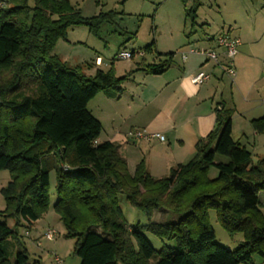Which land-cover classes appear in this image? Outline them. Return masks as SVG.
I'll use <instances>...</instances> for the list:
<instances>
[{"label": "trees", "instance_id": "obj_1", "mask_svg": "<svg viewBox=\"0 0 264 264\" xmlns=\"http://www.w3.org/2000/svg\"><path fill=\"white\" fill-rule=\"evenodd\" d=\"M188 1L181 0L184 6ZM0 5V172L11 177L1 190L6 208L0 211V264H30L25 248L12 259L7 245L22 246L18 228L30 230L50 210L48 156L61 165L53 208L67 237L76 239L81 264H254L255 256L264 263V157L253 165L252 154L233 138L234 109L218 105L214 130L196 144L194 158L168 177H152L145 161L130 173L119 144L98 142L103 125L88 104L108 89L120 94L135 72L164 74L175 53H156L153 40L142 52L155 54L158 62L144 61L122 77L111 64L109 71L87 77L53 55L54 47L75 26H89L98 35L118 13L84 18L70 0H0ZM196 7L186 12L192 22ZM251 124L264 133V116ZM71 148L74 157L65 166ZM213 167L215 179L209 176ZM122 194L149 220L160 209L182 219L130 230L119 204ZM212 210L230 236L243 235L235 250L216 243ZM8 219L16 220V228ZM144 232L175 241L176 249H154Z\"/></svg>", "mask_w": 264, "mask_h": 264}, {"label": "rangeland", "instance_id": "obj_2", "mask_svg": "<svg viewBox=\"0 0 264 264\" xmlns=\"http://www.w3.org/2000/svg\"><path fill=\"white\" fill-rule=\"evenodd\" d=\"M70 1L80 8L84 18H93L110 11L118 13L116 20L113 23L104 24L98 35H95L89 26H75L70 28L67 37L59 40L54 47L53 55L72 68H82L87 77L95 76L99 69L109 71L111 64H114L113 68L117 77L137 69L142 63V58L137 53L153 40L156 41L158 50L175 53L174 62H178L181 59L180 49L184 45L190 43L197 47H204L207 38L217 39L220 36L229 35L239 37L250 48L255 76L258 78L260 75V79L264 80V0H189L186 6L181 0ZM194 5L197 6V17L195 22H192L191 18L186 17V12ZM121 52H135L136 56L128 60H119L117 56ZM98 59H101V63L97 62ZM156 60V55H148L145 62L150 64ZM138 79L140 80V77ZM238 80V76L235 77V81L227 76L224 81L226 85L224 99L231 104L232 108L234 102L237 114H240L249 104L244 103L236 91ZM108 91L115 92L114 89H108ZM253 99L255 101L250 102L249 106H257L258 110L251 116H256L258 119L264 116V96L256 95ZM106 101V98L101 95L88 104V111L102 122L103 130L99 137L101 141L110 138L107 136L110 118L105 111ZM242 117L236 118L237 128L233 138L252 154V164L256 165L258 160L264 157V133L259 134V138L255 141L252 135L253 127L244 122L245 116ZM241 129L246 133L245 137L239 134ZM140 131L145 132L142 129ZM130 139L138 140L131 136ZM136 142L135 144L131 142L130 145L138 146ZM114 143L119 144L117 141ZM73 157L74 148H71L64 161L65 166L71 164ZM142 161H145L148 168L147 161ZM45 165L50 170V210L35 222L34 226L32 225L33 228H30V231L25 226L19 227L22 246L11 241L7 245L8 251L13 259L19 250L25 248L30 257V264H81L80 258L75 254L76 239L67 237L61 216L53 208L58 201L57 171L61 169V165L54 156L46 157ZM170 171L171 169L164 174L155 171L149 173L155 179H162L168 177ZM209 176L212 179L217 178L218 170L213 167ZM10 179L8 171L0 172V211L6 208V200L1 190L8 185ZM260 197L264 203V193H261ZM119 204L130 230L150 223L175 224L182 219V216L175 215L169 210L160 209L155 211L152 219L149 220L145 214L131 206L123 194L119 196ZM209 220L215 231L217 244L235 250L244 242L242 234L230 236L225 231L214 210L209 212ZM0 221L4 220L0 218ZM7 223L10 227L16 228V220L8 219ZM48 230H54L56 233L52 241L45 238ZM27 232L30 234L27 235ZM144 236L156 250L164 247L176 249L175 241L161 240L150 232H144ZM57 259H60L61 263ZM254 264L264 263L261 257L255 256Z\"/></svg>", "mask_w": 264, "mask_h": 264}, {"label": "crops", "instance_id": "obj_3", "mask_svg": "<svg viewBox=\"0 0 264 264\" xmlns=\"http://www.w3.org/2000/svg\"><path fill=\"white\" fill-rule=\"evenodd\" d=\"M209 39L210 41L205 40L204 48H215L214 38ZM240 41L239 53L235 58L239 77L236 91L243 102L250 105V102L255 101L253 98L256 95L264 96V80L260 79V75L256 78L250 48L241 39ZM189 44L184 45L179 54ZM156 53L169 54L158 50L157 44ZM147 56L141 57L142 62ZM156 62L158 60L153 63ZM201 71L210 74L211 79L202 85H196L192 82V78ZM226 78L222 69L213 61L197 55L190 56L186 61L181 58L162 75L135 72L123 84V91L120 94H116V90L115 92L107 90L95 98L103 95L107 100L105 111L110 118L107 128V136L110 138L106 141L119 143L120 151L128 161L130 173H134L135 167L142 160L147 161L150 173L155 171L162 174L180 164L188 163L196 155V144L214 130L218 105L223 103L228 108L234 109L232 135L237 128L236 118L245 116L244 122L252 128L251 120L256 119V116L251 115L258 110L257 106L248 105L244 112L237 114L234 102L232 108L224 99ZM115 94L116 98L111 96ZM137 129L149 134H161L165 137V141H160L158 138L131 140L129 133ZM239 134L246 136L242 129ZM252 135L257 141L259 134L254 131ZM106 141L98 140L99 143ZM136 141L138 146L130 145L131 142L135 144Z\"/></svg>", "mask_w": 264, "mask_h": 264}, {"label": "built area", "instance_id": "obj_4", "mask_svg": "<svg viewBox=\"0 0 264 264\" xmlns=\"http://www.w3.org/2000/svg\"><path fill=\"white\" fill-rule=\"evenodd\" d=\"M213 40L216 43L215 48L197 47L195 45L189 44L188 47L180 53L182 60L186 61L192 55L202 56L209 61H213L218 67L222 69L224 75L229 76L234 81L237 73L235 58L239 53V47L241 45L240 39L237 37H231L229 35H223ZM207 41H210V39L207 38ZM219 50H221V52H219ZM137 54L140 57L144 56L143 52H139ZM134 56H136V54L133 55V53L130 52H121L117 58L119 60H128L132 59ZM97 62L101 63V59H98ZM210 79V74L201 71L192 78V82L196 85H202ZM129 136L135 139L158 138L160 141H165V137L161 134H148L140 130L130 132ZM55 234L56 233L54 230H48L45 234V238L49 241H52L54 240ZM27 235L29 234L27 233ZM57 261L61 263L60 259H57Z\"/></svg>", "mask_w": 264, "mask_h": 264}]
</instances>
